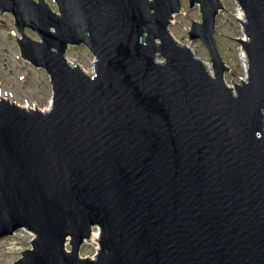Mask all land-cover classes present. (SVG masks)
<instances>
[{
	"label": "water",
	"instance_id": "1",
	"mask_svg": "<svg viewBox=\"0 0 264 264\" xmlns=\"http://www.w3.org/2000/svg\"><path fill=\"white\" fill-rule=\"evenodd\" d=\"M187 1L214 76L169 32L179 0H0L52 87L44 111L0 99V240L34 235L12 264H264V0H237L234 93L213 36L226 9ZM80 45L91 74L67 60Z\"/></svg>",
	"mask_w": 264,
	"mask_h": 264
},
{
	"label": "rangeland",
	"instance_id": "2",
	"mask_svg": "<svg viewBox=\"0 0 264 264\" xmlns=\"http://www.w3.org/2000/svg\"><path fill=\"white\" fill-rule=\"evenodd\" d=\"M226 9L220 10L215 19L214 39L218 52L227 66L224 73V82L228 87L239 84L246 78L245 64L241 58L240 44L237 39L243 38V27L237 20L239 7L237 0H220ZM51 10L57 11L54 0H45ZM181 9L173 15L168 27L175 41L192 50L195 58L199 59L211 69L210 58L206 48L200 40L191 42L188 32L192 22L202 23L199 6L190 7L187 0H179ZM244 19V18H243ZM24 34L31 40L40 41L37 33L25 29ZM20 38L14 25V19L9 13L0 14V99H6L25 109L39 111L47 110L51 104L52 87L47 73L41 69L32 67L20 56L16 39ZM236 41V42H235ZM67 60L71 64L78 65L87 74L92 73L93 56L88 50L80 46H70L66 51ZM161 60V59H159ZM98 234V229H93L92 234ZM16 238L5 237L0 240V264H12L20 259L21 253L31 249L29 244L34 235L25 230L15 233ZM90 239L79 249L80 258L93 259L99 250L89 242ZM66 250L70 252L69 245Z\"/></svg>",
	"mask_w": 264,
	"mask_h": 264
},
{
	"label": "bare ground",
	"instance_id": "3",
	"mask_svg": "<svg viewBox=\"0 0 264 264\" xmlns=\"http://www.w3.org/2000/svg\"><path fill=\"white\" fill-rule=\"evenodd\" d=\"M237 6L239 7V11H240V13H239V17L240 18H238L237 20H239L240 22L243 20V18H244V12H243V10H242V7L240 6V4L238 3V1H237ZM241 40L243 41V40H246V36H245V34H243V38H241ZM240 48H241V52H243L244 53V51H243V48H242V46L240 45ZM189 49V48H188ZM190 50V49H189ZM191 52H192V50H190ZM241 58H242V60H243V62H244V64H245V69H246V71H247V67H246V55H245V53L244 54H242L241 55ZM205 67H206V69L208 70V72L210 73V75L211 76H214V72L212 71V68L210 69V67H208V65H205ZM246 74H247V72H246ZM235 85H238V84H234V86L233 87H229L231 90H232V92L234 93L235 92ZM51 105V104H50ZM98 241H99V235L97 234V233H94L93 235H91V237H90V241L89 242H92V244L97 248V246L99 247V243H98Z\"/></svg>",
	"mask_w": 264,
	"mask_h": 264
}]
</instances>
